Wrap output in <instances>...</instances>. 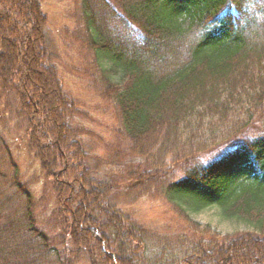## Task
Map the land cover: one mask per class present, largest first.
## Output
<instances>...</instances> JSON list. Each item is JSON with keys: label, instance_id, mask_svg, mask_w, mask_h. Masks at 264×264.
Segmentation results:
<instances>
[{"label": "trees", "instance_id": "16d2710c", "mask_svg": "<svg viewBox=\"0 0 264 264\" xmlns=\"http://www.w3.org/2000/svg\"><path fill=\"white\" fill-rule=\"evenodd\" d=\"M76 1L74 37L92 53L128 162L119 181L88 166L42 0H0V87L27 121L57 215L48 236L19 186L25 211L0 218V264H72L69 253L90 264H264V0ZM131 195L161 197L183 227L133 219ZM210 207L254 231L220 235L189 218Z\"/></svg>", "mask_w": 264, "mask_h": 264}, {"label": "rangeland", "instance_id": "374dc122", "mask_svg": "<svg viewBox=\"0 0 264 264\" xmlns=\"http://www.w3.org/2000/svg\"><path fill=\"white\" fill-rule=\"evenodd\" d=\"M257 0H251V8ZM42 11L48 19L47 43L52 64L58 71L64 89L79 104L81 117L76 118L84 132L82 140L89 155L88 166L103 180L119 181L124 171L126 147L119 137L120 127L114 104L98 94L94 86V59L83 49L74 35L80 32L81 12L76 0H42ZM28 124L13 96L0 87V218L18 220L24 213V200L19 186L32 196L33 214L38 226L48 236L56 233L57 215L54 194L38 160L28 147ZM209 157H205L208 159ZM17 180V185L16 181ZM125 212L133 219L161 232H174L183 227L171 205L154 195L134 201L129 196L122 201ZM189 218L200 227H208L220 235L253 232L254 229L237 220L222 217L217 207H210ZM72 264H90L86 259L69 253Z\"/></svg>", "mask_w": 264, "mask_h": 264}]
</instances>
